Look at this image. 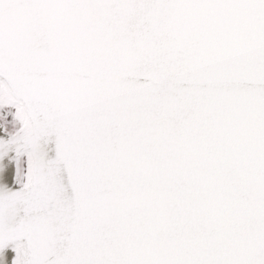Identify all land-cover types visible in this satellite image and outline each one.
Instances as JSON below:
<instances>
[{
	"label": "snow or ice",
	"instance_id": "6c2138e0",
	"mask_svg": "<svg viewBox=\"0 0 264 264\" xmlns=\"http://www.w3.org/2000/svg\"><path fill=\"white\" fill-rule=\"evenodd\" d=\"M0 264H264V0H0Z\"/></svg>",
	"mask_w": 264,
	"mask_h": 264
}]
</instances>
